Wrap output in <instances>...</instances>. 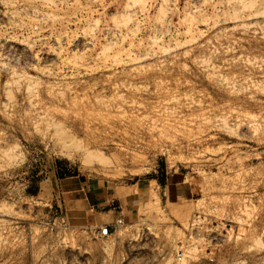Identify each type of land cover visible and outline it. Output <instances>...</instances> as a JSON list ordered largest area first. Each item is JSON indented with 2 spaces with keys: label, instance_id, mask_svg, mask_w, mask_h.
Here are the masks:
<instances>
[{
  "label": "rangeland",
  "instance_id": "1",
  "mask_svg": "<svg viewBox=\"0 0 264 264\" xmlns=\"http://www.w3.org/2000/svg\"><path fill=\"white\" fill-rule=\"evenodd\" d=\"M0 264H264V0H0Z\"/></svg>",
  "mask_w": 264,
  "mask_h": 264
},
{
  "label": "built area",
  "instance_id": "2",
  "mask_svg": "<svg viewBox=\"0 0 264 264\" xmlns=\"http://www.w3.org/2000/svg\"><path fill=\"white\" fill-rule=\"evenodd\" d=\"M103 30H104L105 33H106V31H108V29H106V28H103ZM121 222H122V220L121 219H118L117 222H116V224H120ZM96 232H97V234L100 237L110 236L111 233H112V225H104L102 227H99Z\"/></svg>",
  "mask_w": 264,
  "mask_h": 264
},
{
  "label": "crops",
  "instance_id": "3",
  "mask_svg": "<svg viewBox=\"0 0 264 264\" xmlns=\"http://www.w3.org/2000/svg\"><path fill=\"white\" fill-rule=\"evenodd\" d=\"M82 190H83L82 188H79L77 190H73V192H79V191H82ZM84 199H86V198H84Z\"/></svg>",
  "mask_w": 264,
  "mask_h": 264
},
{
  "label": "bare ground",
  "instance_id": "4",
  "mask_svg": "<svg viewBox=\"0 0 264 264\" xmlns=\"http://www.w3.org/2000/svg\"><path fill=\"white\" fill-rule=\"evenodd\" d=\"M17 11V10H16ZM15 13V12H14ZM262 14V13H261ZM11 17H12V15H11ZM7 18H9V17H7ZM6 64V63H5ZM3 66V65H2ZM7 70V69H6ZM10 72V71H9ZM14 73V72H13ZM85 162V161H84Z\"/></svg>",
  "mask_w": 264,
  "mask_h": 264
}]
</instances>
